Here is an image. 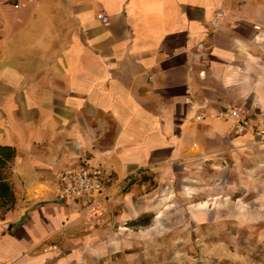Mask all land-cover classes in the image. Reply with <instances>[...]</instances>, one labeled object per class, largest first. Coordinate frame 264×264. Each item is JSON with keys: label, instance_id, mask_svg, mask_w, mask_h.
Returning a JSON list of instances; mask_svg holds the SVG:
<instances>
[{"label": "crops", "instance_id": "crops-1", "mask_svg": "<svg viewBox=\"0 0 264 264\" xmlns=\"http://www.w3.org/2000/svg\"><path fill=\"white\" fill-rule=\"evenodd\" d=\"M230 107L264 123V0L0 8V264H43L44 238L72 235L73 212L104 207L139 173L196 181L184 189L211 199L189 206L193 220L217 239L238 226L264 239L251 232L264 226V143L216 116ZM80 162L119 183L93 203L56 200L57 172Z\"/></svg>", "mask_w": 264, "mask_h": 264}, {"label": "rangeland", "instance_id": "rangeland-1", "mask_svg": "<svg viewBox=\"0 0 264 264\" xmlns=\"http://www.w3.org/2000/svg\"><path fill=\"white\" fill-rule=\"evenodd\" d=\"M185 184L191 189L198 186L179 176L157 182L139 173L104 207L73 212L80 221L70 230L72 235L44 238L39 246L50 257L43 264L61 257L70 264H264V239L243 233L239 226L234 230L237 239H217L222 232L216 225L195 223V210L189 206L211 197L206 193L196 197ZM263 228L252 227L251 232ZM72 250H83L84 255L65 257Z\"/></svg>", "mask_w": 264, "mask_h": 264}, {"label": "built area", "instance_id": "built-area-1", "mask_svg": "<svg viewBox=\"0 0 264 264\" xmlns=\"http://www.w3.org/2000/svg\"><path fill=\"white\" fill-rule=\"evenodd\" d=\"M20 0H0L6 6L17 7ZM98 18L107 22V17L98 14ZM218 17L215 18V23ZM201 46V44H200ZM188 100V99H187ZM217 117L228 121L236 132H249L257 143H264V123L255 125L253 120L263 116L261 111L247 112L239 107H230L219 111ZM197 120L202 116L197 115ZM119 183V179L98 166L80 162L57 172L54 180V198L59 201L87 199L91 203L104 198L110 188Z\"/></svg>", "mask_w": 264, "mask_h": 264}, {"label": "trees", "instance_id": "trees-1", "mask_svg": "<svg viewBox=\"0 0 264 264\" xmlns=\"http://www.w3.org/2000/svg\"><path fill=\"white\" fill-rule=\"evenodd\" d=\"M0 161L2 162L3 160L0 159ZM145 178V177H144Z\"/></svg>", "mask_w": 264, "mask_h": 264}]
</instances>
